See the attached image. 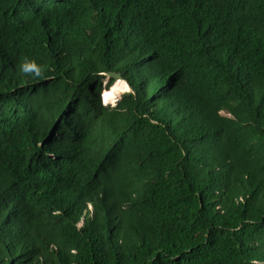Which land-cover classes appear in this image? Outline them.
<instances>
[{"label":"trees","instance_id":"trees-1","mask_svg":"<svg viewBox=\"0 0 264 264\" xmlns=\"http://www.w3.org/2000/svg\"><path fill=\"white\" fill-rule=\"evenodd\" d=\"M0 264H264V0H0Z\"/></svg>","mask_w":264,"mask_h":264},{"label":"rangeland","instance_id":"rangeland-1","mask_svg":"<svg viewBox=\"0 0 264 264\" xmlns=\"http://www.w3.org/2000/svg\"><path fill=\"white\" fill-rule=\"evenodd\" d=\"M108 80H109L108 78H106V79L104 80V85L107 84ZM115 82H116V81H113L112 85H111V86H108V88H106V89L111 88ZM103 90H104V89H103ZM126 92H128V91L122 92V93H120V94H119V93L114 94L113 98H112L111 100H108V102H105V101H104V99H103V97H102V94H101V96H100V97H101V102H102V104H107L108 106H115V105L117 104V102L121 99V97H122ZM108 103H110V104H108Z\"/></svg>","mask_w":264,"mask_h":264},{"label":"clouds","instance_id":"clouds-1","mask_svg":"<svg viewBox=\"0 0 264 264\" xmlns=\"http://www.w3.org/2000/svg\"><path fill=\"white\" fill-rule=\"evenodd\" d=\"M23 71L26 72V73L35 71L36 75H40L39 69H38L37 65L35 64V62H26L25 65H23ZM129 91H130V88H129L128 92ZM108 104H110V103H108ZM103 105L104 106H108L107 104H103ZM88 208L91 209L90 206Z\"/></svg>","mask_w":264,"mask_h":264},{"label":"water","instance_id":"water-1","mask_svg":"<svg viewBox=\"0 0 264 264\" xmlns=\"http://www.w3.org/2000/svg\"><path fill=\"white\" fill-rule=\"evenodd\" d=\"M106 78L112 79L113 81L121 80L124 81L120 73L106 72L103 74Z\"/></svg>","mask_w":264,"mask_h":264}]
</instances>
